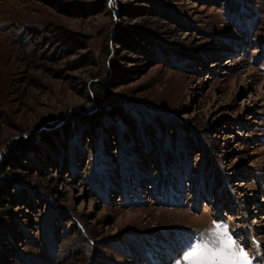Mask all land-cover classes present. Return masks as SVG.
<instances>
[{
    "label": "rangeland",
    "instance_id": "374dc122",
    "mask_svg": "<svg viewBox=\"0 0 264 264\" xmlns=\"http://www.w3.org/2000/svg\"><path fill=\"white\" fill-rule=\"evenodd\" d=\"M2 183L0 264H264V0H0Z\"/></svg>",
    "mask_w": 264,
    "mask_h": 264
},
{
    "label": "snow or ice",
    "instance_id": "6c2138e0",
    "mask_svg": "<svg viewBox=\"0 0 264 264\" xmlns=\"http://www.w3.org/2000/svg\"><path fill=\"white\" fill-rule=\"evenodd\" d=\"M214 227L206 228L193 242L182 247L172 264H256L255 255H250L247 245L229 225L213 221ZM259 249V244L253 240Z\"/></svg>",
    "mask_w": 264,
    "mask_h": 264
},
{
    "label": "trees",
    "instance_id": "16d2710c",
    "mask_svg": "<svg viewBox=\"0 0 264 264\" xmlns=\"http://www.w3.org/2000/svg\"><path fill=\"white\" fill-rule=\"evenodd\" d=\"M60 37H62V40L64 39V40L69 41V42L74 41L72 39V36H70V34H67V32H63ZM122 84H125V83H122ZM16 149L17 148H15V145H12V147H11V154L12 155L11 156L14 157L13 159L17 158V155L14 154L17 151ZM20 150H21V148H20ZM12 164L13 163H10V165H12ZM0 186H1V190H4V191H0L1 197L5 198L7 196V194H8V192H7L8 191V186L3 185V183L0 184Z\"/></svg>",
    "mask_w": 264,
    "mask_h": 264
},
{
    "label": "bare ground",
    "instance_id": "6f19581e",
    "mask_svg": "<svg viewBox=\"0 0 264 264\" xmlns=\"http://www.w3.org/2000/svg\"><path fill=\"white\" fill-rule=\"evenodd\" d=\"M260 212L259 210H257V213Z\"/></svg>",
    "mask_w": 264,
    "mask_h": 264
}]
</instances>
